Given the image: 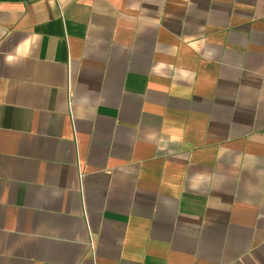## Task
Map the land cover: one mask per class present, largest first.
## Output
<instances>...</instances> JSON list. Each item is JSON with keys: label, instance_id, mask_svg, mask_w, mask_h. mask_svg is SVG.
Masks as SVG:
<instances>
[{"label": "crops", "instance_id": "crops-1", "mask_svg": "<svg viewBox=\"0 0 264 264\" xmlns=\"http://www.w3.org/2000/svg\"><path fill=\"white\" fill-rule=\"evenodd\" d=\"M0 264H264V0H0Z\"/></svg>", "mask_w": 264, "mask_h": 264}]
</instances>
